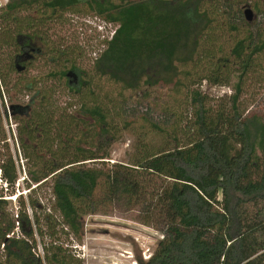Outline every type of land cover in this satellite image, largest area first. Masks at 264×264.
<instances>
[{"label": "trees", "instance_id": "obj_1", "mask_svg": "<svg viewBox=\"0 0 264 264\" xmlns=\"http://www.w3.org/2000/svg\"><path fill=\"white\" fill-rule=\"evenodd\" d=\"M242 3L8 0L0 6V23L13 28L0 46H14L8 56L15 73L34 66L36 59L17 63L19 39L34 43V34L27 33L42 17L41 23H48L83 6L118 25L93 72L130 92L129 98L120 95L117 102L105 96L108 104H84L60 121L53 106L67 107L49 102L52 78L59 75L74 94L84 90L95 94L96 85L86 80L85 72L76 67L55 75L49 71L22 89L32 94L27 106L10 110L14 117L24 115L20 134L29 194L15 195L18 171L5 142L7 160L0 161L5 186L0 193V264H83L70 239L81 242L83 219L107 213L115 204L137 210L139 223L162 234L152 256L138 264H264V114L251 110L245 115L238 107L244 79L262 67L264 28L256 30L243 19ZM259 12L264 25V6ZM44 13L51 15L46 18ZM227 35L230 40L221 43ZM56 60L60 58L44 62L50 68ZM235 72L240 81L230 102L206 112L207 97L195 87L204 80L228 86ZM159 88L170 94L151 100L149 91ZM181 91L192 106L187 99L176 98ZM169 98L172 104L165 102ZM114 104L124 112L130 106L150 105L167 113L188 105L187 109L194 108V121L181 113L168 130L163 126L166 121L154 122L145 111L137 120L122 118L120 125V114L111 109ZM138 120L162 134V147L147 149L136 137V155L128 163L107 161L113 143ZM45 186L51 191L52 212L43 219L39 211ZM14 196L20 206L16 218L7 200Z\"/></svg>", "mask_w": 264, "mask_h": 264}, {"label": "rangeland", "instance_id": "obj_2", "mask_svg": "<svg viewBox=\"0 0 264 264\" xmlns=\"http://www.w3.org/2000/svg\"><path fill=\"white\" fill-rule=\"evenodd\" d=\"M111 1L118 3L120 0ZM205 1H207L209 6H213L216 3V0ZM242 1L241 10L243 19L252 28H256V30L257 28H264L259 12L264 6V0ZM7 2L8 0H0V6H4ZM247 8L253 11L254 19L252 22H248L245 19L244 10ZM77 9L75 12L69 11L63 14L60 18L52 19L48 23H41L44 17L41 19L33 11L31 12L32 15L36 16V20L40 22L41 19V22L33 30H29L28 33L25 30L23 31L27 34H34V43L31 44L38 48L41 53L34 61V66H31L26 72L15 73L12 70L13 64L12 60H9L8 53L14 46L10 47L5 44L0 46V161L7 160L6 154L8 149L4 148L3 145L6 142L18 171L19 179L15 185V195L23 194L25 198L28 196L29 190H27V184L29 182L26 177L29 168L27 167L28 161L25 159L26 157L21 145L20 130L24 115L19 114L17 115L18 117H14L10 109L12 106H27L32 94H27L22 89L31 79L35 76H47L49 71L51 75H55L62 70L69 71L72 67H76L86 73V80L88 79L96 85L95 94L91 90H84L80 94H74L67 89L65 81H60L59 75L52 78L51 88H53V97L49 99V102L52 100L54 103L56 100L59 106L67 107L63 110L53 106L59 110L56 112V117L58 116L57 118L60 121L66 120L71 113L74 114L80 111L84 104L97 106L102 105V103L104 105L108 104L105 96L117 102L120 95L123 97L130 95V92H123L114 82L106 78L100 79L99 75L93 72L94 62L106 50L107 42L112 36L115 25L83 6H79ZM41 14L39 12L38 15ZM24 15L21 13L19 16L22 17ZM50 15L51 13L49 15L44 13L46 18ZM11 25L10 23H6V25L0 23V41L5 39L4 34L6 32L10 33V30H13ZM13 27L17 28L16 25ZM15 34L17 33L15 32ZM10 37L13 38L12 36ZM16 38H20V35H17ZM226 39L230 40V35L222 39L221 43ZM51 58H60V61H54L53 66L47 68L44 60ZM260 63L262 67L258 69L257 74L247 75L243 82L238 107L245 115L251 110L264 114V55L261 56ZM239 76L240 73H233L231 83L228 86H215L204 80L199 86L195 87L207 97L205 103L206 112H211L214 109L217 110L219 103L230 102L229 99L234 93V88L240 81L238 79ZM3 79L6 85H4ZM149 93H153V95H149L151 100L159 97V94L164 98L170 94L167 88L150 90ZM176 98L179 101L180 99H187L184 91H181ZM172 100V98H169L165 102L167 101L172 104ZM187 101L189 100L187 99ZM187 104L192 106L190 101ZM117 106L118 104H114L111 109H113L114 113L120 114V116H117L120 125H123V122H121L122 118L124 120L136 118L137 120L138 114L145 111L149 113L150 118L154 122L166 121L163 126L168 130L176 123L179 119L178 115L181 113L183 114V118H185L186 114L189 118L192 116L191 120L194 121V108L187 109L188 105L182 107L180 110H176V112L170 113H167L165 109L162 110L159 106L156 108H152L150 105H148L150 108L146 105L142 108L130 106L126 112ZM19 116L21 117L19 118ZM136 137H140L143 140L147 149L162 147V134L151 128L149 124L138 120L137 124H131L127 131H123L118 142L113 143L110 157L107 161L111 163H128L136 155ZM1 155L4 157H1ZM4 188L0 170V193ZM50 192L48 186H45L41 192L43 195L41 203L42 211H39V214H42L43 219H46L44 217L46 214L52 212L50 211L52 200ZM16 197L7 198L9 200V211L15 218L20 208L19 200H16ZM28 212L30 215L32 214L30 209ZM54 216L56 220L60 219L58 214H54ZM136 216L137 210L120 204L111 206L107 210V213L86 216L83 219L84 233L82 241L75 242L74 240L72 241V238L70 239V247L76 251V256L82 259L83 264H138L139 259L148 260L155 252L163 237L155 228L139 223ZM38 252L42 254L40 244Z\"/></svg>", "mask_w": 264, "mask_h": 264}, {"label": "flooded vegetation", "instance_id": "obj_3", "mask_svg": "<svg viewBox=\"0 0 264 264\" xmlns=\"http://www.w3.org/2000/svg\"><path fill=\"white\" fill-rule=\"evenodd\" d=\"M20 44L22 47H20V53L18 54L17 63L19 62H25L28 63L30 61H34L41 53V51L34 47L26 38H21ZM29 42V43H28ZM23 44H26L25 46ZM71 86V83H70Z\"/></svg>", "mask_w": 264, "mask_h": 264}, {"label": "water", "instance_id": "obj_4", "mask_svg": "<svg viewBox=\"0 0 264 264\" xmlns=\"http://www.w3.org/2000/svg\"><path fill=\"white\" fill-rule=\"evenodd\" d=\"M244 16H245V19H246L248 22H252L253 19H254V14H253L252 9H250V8L245 9V10H244Z\"/></svg>", "mask_w": 264, "mask_h": 264}, {"label": "built area", "instance_id": "obj_5", "mask_svg": "<svg viewBox=\"0 0 264 264\" xmlns=\"http://www.w3.org/2000/svg\"><path fill=\"white\" fill-rule=\"evenodd\" d=\"M115 25V24H114ZM119 28V26L118 25H115V29H114V31H113V33H112V36H111V38H110V40H112V38H113V36H114V34L116 33V30ZM109 40V41H110ZM107 48V47H106ZM3 247L4 246H2V249H3Z\"/></svg>", "mask_w": 264, "mask_h": 264}]
</instances>
